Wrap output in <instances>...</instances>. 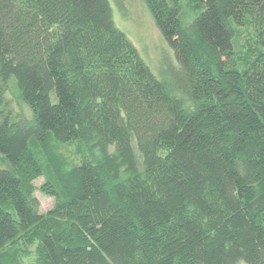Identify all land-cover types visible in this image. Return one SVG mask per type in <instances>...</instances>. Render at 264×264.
I'll return each mask as SVG.
<instances>
[{
  "label": "trees",
  "instance_id": "trees-1",
  "mask_svg": "<svg viewBox=\"0 0 264 264\" xmlns=\"http://www.w3.org/2000/svg\"><path fill=\"white\" fill-rule=\"evenodd\" d=\"M144 1L160 74L109 0H0V264H264V0Z\"/></svg>",
  "mask_w": 264,
  "mask_h": 264
},
{
  "label": "rangeland",
  "instance_id": "rangeland-1",
  "mask_svg": "<svg viewBox=\"0 0 264 264\" xmlns=\"http://www.w3.org/2000/svg\"><path fill=\"white\" fill-rule=\"evenodd\" d=\"M112 8V16L116 26L122 30L136 45L145 60L157 72H166L169 67H176V62L172 50L167 45L147 9L144 0H109ZM183 19L189 21L193 15V5L189 0H181ZM252 32L250 29L239 27L236 31L234 44L236 48L243 47L251 41ZM154 71V72H155ZM13 86L9 87L7 96L11 106L17 116L21 118H30L27 106L19 100ZM74 146L59 147L58 152L68 158L72 155ZM0 164L3 159L0 155ZM44 181V177L37 178L34 181L36 186L35 196L39 201L40 212L45 213L49 210L54 199L52 196L42 193L38 187ZM22 255L18 264H35L31 247H22ZM239 264H244L239 262Z\"/></svg>",
  "mask_w": 264,
  "mask_h": 264
}]
</instances>
